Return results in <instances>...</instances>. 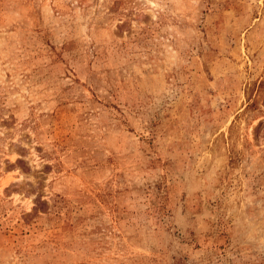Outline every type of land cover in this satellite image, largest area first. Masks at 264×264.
<instances>
[{
  "label": "rangeland",
  "instance_id": "374dc122",
  "mask_svg": "<svg viewBox=\"0 0 264 264\" xmlns=\"http://www.w3.org/2000/svg\"><path fill=\"white\" fill-rule=\"evenodd\" d=\"M0 264H264V0H0Z\"/></svg>",
  "mask_w": 264,
  "mask_h": 264
}]
</instances>
